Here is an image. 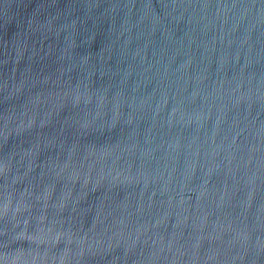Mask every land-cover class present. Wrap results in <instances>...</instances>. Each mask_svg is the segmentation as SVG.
Masks as SVG:
<instances>
[{
  "label": "water",
  "instance_id": "water-1",
  "mask_svg": "<svg viewBox=\"0 0 264 264\" xmlns=\"http://www.w3.org/2000/svg\"><path fill=\"white\" fill-rule=\"evenodd\" d=\"M0 264H264V0H0Z\"/></svg>",
  "mask_w": 264,
  "mask_h": 264
}]
</instances>
